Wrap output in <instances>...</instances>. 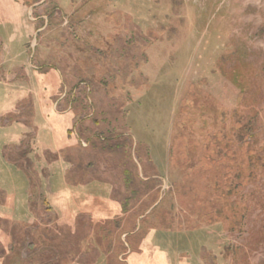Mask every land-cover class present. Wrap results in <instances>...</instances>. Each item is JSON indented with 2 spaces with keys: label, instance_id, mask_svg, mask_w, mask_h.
<instances>
[{
  "label": "rangeland",
  "instance_id": "rangeland-1",
  "mask_svg": "<svg viewBox=\"0 0 264 264\" xmlns=\"http://www.w3.org/2000/svg\"><path fill=\"white\" fill-rule=\"evenodd\" d=\"M39 2L42 3L37 5ZM20 13L22 26H0V90L9 96L8 110L0 112V116H6L0 123L4 125L3 133L0 132V188L23 199L28 187L14 170L8 171L6 161L7 165L25 170L28 176L35 175L34 182L41 176V183L47 182L48 190L40 186L30 192L33 204L29 211L33 214L25 213L24 208L22 215L28 224L27 237L21 249L11 248L5 264H25L23 260L36 257L55 262L66 251L62 246L60 256L53 247L33 243L34 229L53 220V215L44 213L39 205L37 193L50 198V188L61 183L66 168L59 152L65 143L54 133L46 116L49 92L36 93L37 73L32 69L43 63L60 69L68 86L77 81L89 84L92 119L98 127L87 117L84 128L118 135L125 133L127 126L133 141L148 146L152 165L162 181L161 186L156 184L160 194L146 216L170 188V138L182 101L188 96L186 90L190 91L194 105L184 112L193 117L196 127L203 121L211 124L214 132L222 129L230 140L228 154L234 162L248 164L246 158L251 152L256 154L248 164L249 183L226 197L237 209L231 218L233 227L227 229L226 224L219 223L185 233L184 240H176L175 248L184 249L179 242L187 241L194 259L205 247L214 250L219 264H264V0H39L32 7L21 8ZM15 35V41L11 40ZM233 68L240 71L239 83L247 85L243 92L229 78ZM45 83L50 84L48 79ZM1 101L2 97L0 108ZM15 113L19 116L14 119ZM81 115L74 118L73 124ZM235 122L240 123L239 130ZM87 135L84 133V138ZM126 142L129 144V140ZM133 152L134 146L128 153L141 176ZM140 152L144 155L145 150ZM76 154L70 153L72 163L77 160ZM116 155L104 151L94 156L96 171L106 170L109 161L117 162ZM255 156L259 159L255 158L254 163ZM85 159L80 157L79 161L85 164ZM213 173L214 168H208L204 175L200 173L199 178L193 179L194 193L183 194L179 199L182 207L190 210L202 184L213 183ZM98 177L87 171L86 179ZM53 202L57 204L56 200ZM168 202L166 196L142 223L143 230L157 220L156 212ZM16 213L12 214L14 219L20 217ZM16 229L14 226L10 232L13 240L19 237ZM78 241L70 244L75 247ZM202 250L201 255L206 256V250Z\"/></svg>",
  "mask_w": 264,
  "mask_h": 264
},
{
  "label": "trees",
  "instance_id": "trees-1",
  "mask_svg": "<svg viewBox=\"0 0 264 264\" xmlns=\"http://www.w3.org/2000/svg\"><path fill=\"white\" fill-rule=\"evenodd\" d=\"M38 1L0 0V26L19 24L22 20L21 8L32 7ZM48 15L51 16L52 11L48 12ZM44 65L45 63L42 66L38 65L32 70L42 76L49 71L57 79L55 87L44 83L41 91L49 92L47 98L50 106L46 109V116L54 133L65 143L64 149L59 152L63 160L70 164V168L61 177L62 179L60 178L61 183L50 188L52 190L50 198L40 191L37 193L39 205L44 213L53 215L51 217L53 220L47 226L39 224L34 229L36 240L33 243L53 247L61 254L63 246L66 251L65 255L55 259V262H48L40 257L23 262L25 264H29L28 262L30 264L33 262L36 264H97L99 262L102 264H219L214 250L202 247L197 259H194L192 250L188 248L189 242H179L185 246L180 250H176L174 244L176 240H184L182 236L185 233L198 232L203 227L219 223L223 226L226 224L227 229L233 227L234 222H231V218H234L237 209L226 201V197L230 196L231 191H237L239 186L247 184L250 157L256 153L251 152L246 158L248 164L244 161L242 164L234 162L228 154L230 140L223 134L222 129L214 132L211 124L205 125L203 121L201 126L196 127L193 117L188 112H184L185 108L194 105V101L189 96L190 91L186 90L188 96L186 94L182 101L184 104L178 111L176 128L170 138L168 149L167 181L170 188L165 193L169 202L156 212L157 220L148 223L143 230L142 223L163 203L166 196L163 197L157 207L139 221L136 230L139 217L156 203L160 194V187L158 190L156 184L160 183L161 186L162 181V176L157 174V170L152 165L148 146L143 142L133 141L134 137L127 126L125 133L118 135L112 134V131H107L105 134L102 130L93 131L88 127L84 128L83 123L87 117L94 126L98 127L92 119L94 110L89 84L85 81H77L68 86L60 69L50 64ZM134 70L140 76L136 67ZM240 76V71L233 68L229 78L243 92L247 85L244 82L239 83ZM51 90L53 92H50ZM6 94L0 90L1 114L8 110L9 96L7 97ZM8 95L12 94L8 93ZM81 113L84 115L83 118ZM79 115H81L80 119H76L73 124L74 118ZM18 116L19 113H15L13 118ZM5 118L6 116H0V123ZM68 121L72 124L70 125ZM9 124L10 122L6 125ZM235 125H237L236 130H239L240 123L235 122ZM2 128L4 125H0L1 133H3ZM84 133H88L85 138ZM116 138L117 141L114 140ZM126 140H129V144ZM133 146V153L136 154L137 163L141 168V176L137 172V165L131 153H128L132 151ZM140 150H145L144 155H141ZM73 151L77 153L75 158L78 161L73 160L72 163L70 153ZM104 151L109 152V155L116 152L119 158L115 163L107 162L106 170L96 171L92 161L94 156ZM80 157L86 158L87 163L79 161ZM255 158L259 159L255 156L254 163ZM5 167L8 171L14 170V173H17L15 176H20L28 187L23 199L0 188V244L4 249V252L0 253V264H5L13 249L16 251L21 249V244L27 237L25 229L28 224L22 215L24 208L25 213L33 214L29 211L31 203L33 204L30 192H35L33 190H37L38 187L40 189V186L45 191L48 190L47 182L42 185L41 180L44 179H41V176H38L40 180L37 179L38 186L37 180L34 182L35 175L28 176L25 170L11 164L7 165L6 161ZM208 168H214L213 183L208 186L207 183L202 184V191L198 193L190 210H187L186 207H182L179 199L183 194L194 193V190H191L193 179L200 173L204 175ZM238 170L241 174L237 173ZM87 171L97 173L99 177L86 179ZM230 183L235 185L231 187ZM13 186L14 183L11 181L10 187ZM53 200L57 201L56 205L52 204ZM16 212L20 213V217L14 219L12 214ZM14 226L17 228L16 236H19L15 240L10 236ZM65 235H68V238H65ZM124 235L125 238L122 240ZM51 236L52 239H47ZM75 239L79 241L74 247L70 242ZM111 242L115 244L114 248ZM168 242L171 243L170 246H167ZM128 249L129 252L126 254ZM202 249L206 250V256L201 255ZM206 258H209L210 262Z\"/></svg>",
  "mask_w": 264,
  "mask_h": 264
},
{
  "label": "crops",
  "instance_id": "crops-1",
  "mask_svg": "<svg viewBox=\"0 0 264 264\" xmlns=\"http://www.w3.org/2000/svg\"><path fill=\"white\" fill-rule=\"evenodd\" d=\"M21 18H22V17H21ZM22 24H24L23 19L21 20V22H20L19 24H15V26H22ZM15 38H16V35L13 36V37L11 38V40L15 41ZM46 79L49 80V82H50L49 85L45 83ZM34 83H35V85H36V93H40V91H41V87H40V86H43L44 83H45V84L48 85V86L55 87V85L57 84V79H56V77H55L53 74H51V73H49V74H47V75H44V76H42V75H38V74H37V75H36V80L34 81ZM14 95H15V94H14ZM63 96H64V95H63ZM54 107H55V106H54ZM59 108H60V106H59ZM68 123L70 124V121H68ZM70 147H72L71 144H70ZM69 168H70V164L66 162V168L63 170L62 176H64L65 172H66ZM135 232H136V230H135ZM124 238H125V235L122 236V240H124ZM128 252H129V249H128V251L126 252V254H127Z\"/></svg>",
  "mask_w": 264,
  "mask_h": 264
},
{
  "label": "water",
  "instance_id": "water-1",
  "mask_svg": "<svg viewBox=\"0 0 264 264\" xmlns=\"http://www.w3.org/2000/svg\"><path fill=\"white\" fill-rule=\"evenodd\" d=\"M42 2H39L37 5H39V4H41ZM36 6V5H35ZM37 32H39V30L37 31ZM35 45H36V40H35V37H34V40H33V42H32V45H31V53L33 54V52H34V47H35ZM32 57V56H31ZM151 209H152V207H151ZM150 209V210H151ZM149 212V211H148ZM147 212V213H148ZM147 213H145L144 215H142L141 217H139V219H138V221H137V228H136V230L138 229V224H139V221L141 220V219H143L145 216H146V214Z\"/></svg>",
  "mask_w": 264,
  "mask_h": 264
}]
</instances>
